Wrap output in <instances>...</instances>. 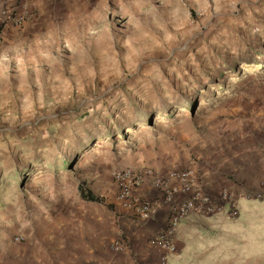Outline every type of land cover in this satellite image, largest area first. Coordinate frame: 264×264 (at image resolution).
<instances>
[{"label": "rangeland", "instance_id": "obj_1", "mask_svg": "<svg viewBox=\"0 0 264 264\" xmlns=\"http://www.w3.org/2000/svg\"><path fill=\"white\" fill-rule=\"evenodd\" d=\"M30 3L0 58V264L34 256L43 235L114 239V171L191 163L209 205L188 215L234 219L253 200L220 260L191 264H264V0Z\"/></svg>", "mask_w": 264, "mask_h": 264}, {"label": "crops", "instance_id": "obj_2", "mask_svg": "<svg viewBox=\"0 0 264 264\" xmlns=\"http://www.w3.org/2000/svg\"><path fill=\"white\" fill-rule=\"evenodd\" d=\"M16 4V0H0V9ZM36 6V0H32L29 4V7ZM24 25L25 23L21 27H6L2 30L0 58L4 55L1 51L2 47L11 46L17 40L20 29ZM15 45L16 43L13 44L12 49L16 48ZM206 189L209 190V184L206 185ZM210 189L212 192L215 191L214 186H210ZM136 196L151 199L157 197V192L147 182H144L141 188L136 191ZM181 197L184 199L182 194L175 195L173 202L179 201ZM241 201H243L242 205ZM249 201L253 203V200L239 201V214L234 219L224 215L196 216L197 214L194 213L184 217L175 236L177 251L170 254L149 243L151 236L165 228L169 216L170 205L168 203H163L148 220L143 221L133 218L114 200L113 205L109 207L113 216H107L104 219L108 225L107 236L114 239L105 241L103 244L98 240L89 243V245L86 242L85 249L83 234L76 236L82 240L77 238L70 244L60 241L57 245L52 243L49 236L43 235L40 240L35 242V255L20 254L17 264H160L163 257H166L167 264H191V258L216 262L220 260L227 249L228 223H236L239 220ZM243 218H248V226L252 228V233H255L254 228H256V233H260V225H257L259 216L251 215L243 216ZM95 221L98 222L97 219ZM98 232L99 223H93L90 235ZM116 237L124 243V249L118 254H114L110 248L111 242L117 239ZM91 238L94 237L91 236Z\"/></svg>", "mask_w": 264, "mask_h": 264}, {"label": "built area", "instance_id": "obj_3", "mask_svg": "<svg viewBox=\"0 0 264 264\" xmlns=\"http://www.w3.org/2000/svg\"><path fill=\"white\" fill-rule=\"evenodd\" d=\"M17 4L0 9V36L6 27H21L24 22V13L27 4L32 0H16ZM197 166L191 163L186 168L171 171L166 175H161L153 169L123 168L112 173L113 184L116 187V201L129 212V214L139 220H148L151 215L160 207L161 201L170 202V212L165 228L156 235L149 238V243L161 248L164 252L173 254L175 247V236L180 223L188 212L201 210L203 205H209V198L204 196L201 187ZM150 181L153 189L159 192V198L144 199L136 196V191L146 181ZM182 194L186 198L178 205L173 202L175 195ZM229 199L227 193L221 195V201ZM224 204V203H222ZM221 210V208H220ZM236 210L230 213L234 215ZM20 238H15L19 241ZM111 249L119 253L124 249L121 239L115 240L111 244ZM160 264H167L166 257H163Z\"/></svg>", "mask_w": 264, "mask_h": 264}, {"label": "trees", "instance_id": "obj_4", "mask_svg": "<svg viewBox=\"0 0 264 264\" xmlns=\"http://www.w3.org/2000/svg\"><path fill=\"white\" fill-rule=\"evenodd\" d=\"M77 191L79 193V197L85 202L104 203V200L101 197L95 195L91 190H88L83 183L78 185Z\"/></svg>", "mask_w": 264, "mask_h": 264}]
</instances>
